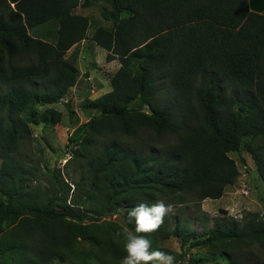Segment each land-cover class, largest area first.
Here are the masks:
<instances>
[{"label":"trees","instance_id":"trees-1","mask_svg":"<svg viewBox=\"0 0 264 264\" xmlns=\"http://www.w3.org/2000/svg\"><path fill=\"white\" fill-rule=\"evenodd\" d=\"M99 3L111 26L88 37L76 9ZM87 39L120 68L85 98L66 178L32 158V126L62 120L48 107L77 86ZM0 88V264H121L129 210L156 200L176 211L143 235L170 255L175 240L176 264H264L261 213L211 228L201 210L239 177L231 152L264 184V14L249 0H0Z\"/></svg>","mask_w":264,"mask_h":264},{"label":"rangeland","instance_id":"rangeland-1","mask_svg":"<svg viewBox=\"0 0 264 264\" xmlns=\"http://www.w3.org/2000/svg\"><path fill=\"white\" fill-rule=\"evenodd\" d=\"M258 7L256 9H264V1L256 0ZM98 6L90 9L80 7L77 12L87 14L92 20H100V10ZM99 24H105L102 19L97 21ZM106 26H111L106 23ZM92 25L88 30V37L93 33ZM92 43L87 40L78 47V55L76 65L79 68L80 76L77 86L72 88L68 96L61 103L48 107L58 110L62 113V120L56 125H49L45 122L32 126V152L31 156L36 163H39L43 169L53 171L55 167H60L67 178V172L72 173L75 169L79 171L78 163H71L66 168V162L71 158V148L68 145L69 137L88 122V116L83 112L82 105L85 102L87 94L91 99H97L112 91L110 76L119 68L118 61L108 63L106 60L107 52L101 48H93L87 51ZM95 47V46H93ZM106 53V57H104ZM71 53L68 52V57ZM6 91V88H0V93ZM45 109V108H44ZM94 112V111H93ZM95 113V112H94ZM229 156L236 161L239 167V177L233 186H229L221 199H206L201 205L202 212L209 216V226L212 228L214 220L217 218L231 217L241 220L245 212H259L264 216V184L259 178L254 160L250 153L243 151L242 153L231 152ZM74 188V185L71 184ZM176 210H171L174 213ZM224 212L228 214L225 215ZM120 214H123L122 211ZM119 221L118 216L113 217ZM194 222V223H193ZM191 227L194 230L201 231L196 221H192ZM166 248L176 255L179 254V245L175 240H170L166 244ZM202 253V252H201ZM172 255L176 258V255ZM196 254L194 250L189 256ZM186 261V260H185ZM185 261H179V264H187ZM52 264H69L54 261Z\"/></svg>","mask_w":264,"mask_h":264},{"label":"clouds","instance_id":"clouds-1","mask_svg":"<svg viewBox=\"0 0 264 264\" xmlns=\"http://www.w3.org/2000/svg\"><path fill=\"white\" fill-rule=\"evenodd\" d=\"M171 210L172 205L163 200L137 203L129 210L128 217L130 221H134L135 234L127 228L120 233L127 253L121 264H176L174 256L160 249H153L151 240L143 235L157 231Z\"/></svg>","mask_w":264,"mask_h":264},{"label":"crops","instance_id":"crops-1","mask_svg":"<svg viewBox=\"0 0 264 264\" xmlns=\"http://www.w3.org/2000/svg\"><path fill=\"white\" fill-rule=\"evenodd\" d=\"M262 1H264V0H262ZM101 4L102 3H99V7L97 8V9H99L100 7H101ZM249 5H250V9H251V11H253V12H258V13H261V14H264V9H256V7H258L259 5H257V3H256V0H249ZM81 6H79L77 9H76V13H78V14H82V13H79V12H77L78 11V9L80 8ZM95 7V6H94ZM87 9H90V8H87ZM100 10V9H99ZM82 15H84V16H89V15H87V14H82ZM100 18H101V16H100ZM97 21H98V19H97ZM96 20H92V25L93 24H95V26L96 27H98L99 25H101V24H99L98 22H97ZM88 40V39H87ZM87 40H85V41H87ZM85 41H83L81 44L83 45L84 43H85ZM94 45L92 44V45H90L89 46V49L87 50V51H91L93 48H95V49H97V48H100V47H98V46H95V47H93ZM72 51H73V49H71L70 51H69V53H71L72 54ZM105 51V50H104ZM106 52V51H105ZM104 57H106V53H105V55H104ZM113 62H116V61H113ZM112 63V62H111Z\"/></svg>","mask_w":264,"mask_h":264}]
</instances>
